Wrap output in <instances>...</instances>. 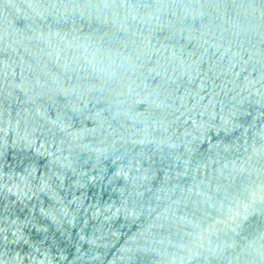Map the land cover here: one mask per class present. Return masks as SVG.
<instances>
[{"label":"water","instance_id":"water-1","mask_svg":"<svg viewBox=\"0 0 264 264\" xmlns=\"http://www.w3.org/2000/svg\"><path fill=\"white\" fill-rule=\"evenodd\" d=\"M0 264H264V0H0Z\"/></svg>","mask_w":264,"mask_h":264}]
</instances>
